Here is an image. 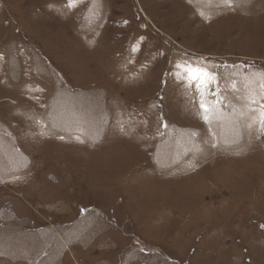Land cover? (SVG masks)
Returning <instances> with one entry per match:
<instances>
[{"label":"rangeland","instance_id":"374dc122","mask_svg":"<svg viewBox=\"0 0 264 264\" xmlns=\"http://www.w3.org/2000/svg\"><path fill=\"white\" fill-rule=\"evenodd\" d=\"M262 106L264 0H0V264H264Z\"/></svg>","mask_w":264,"mask_h":264},{"label":"snow or ice","instance_id":"6c2138e0","mask_svg":"<svg viewBox=\"0 0 264 264\" xmlns=\"http://www.w3.org/2000/svg\"><path fill=\"white\" fill-rule=\"evenodd\" d=\"M185 71L188 75V79L191 81L192 79V69L191 68H185ZM214 76H212V74L210 73H203L202 77L201 76H197V81H198V87H197V91L200 93V96H201V100H200V108L201 110L207 114L209 111H210V106L206 103V99H205V93H208V94H214V93H211L209 91V85H211L213 82H214ZM253 103H255V101H253ZM204 119L207 120L208 119V116L205 115L204 116ZM259 122L264 125V106H262V110L260 112V120Z\"/></svg>","mask_w":264,"mask_h":264}]
</instances>
